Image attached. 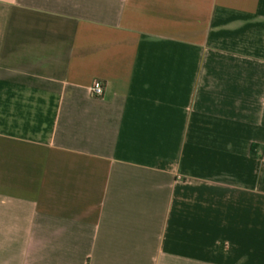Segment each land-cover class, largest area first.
<instances>
[{
	"label": "crops",
	"instance_id": "crops-1",
	"mask_svg": "<svg viewBox=\"0 0 264 264\" xmlns=\"http://www.w3.org/2000/svg\"><path fill=\"white\" fill-rule=\"evenodd\" d=\"M0 264H264V0H0Z\"/></svg>",
	"mask_w": 264,
	"mask_h": 264
},
{
	"label": "built area",
	"instance_id": "built-area-1",
	"mask_svg": "<svg viewBox=\"0 0 264 264\" xmlns=\"http://www.w3.org/2000/svg\"><path fill=\"white\" fill-rule=\"evenodd\" d=\"M105 91V86L100 80H94L91 86V92L95 96H103Z\"/></svg>",
	"mask_w": 264,
	"mask_h": 264
}]
</instances>
